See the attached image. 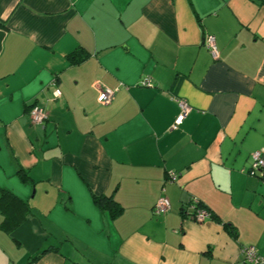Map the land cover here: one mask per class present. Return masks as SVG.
<instances>
[{
	"label": "crops",
	"instance_id": "1",
	"mask_svg": "<svg viewBox=\"0 0 264 264\" xmlns=\"http://www.w3.org/2000/svg\"><path fill=\"white\" fill-rule=\"evenodd\" d=\"M103 88L116 91L105 105ZM179 102L190 110L173 129ZM254 152L264 0H0V264H253ZM192 203L211 218L184 217Z\"/></svg>",
	"mask_w": 264,
	"mask_h": 264
},
{
	"label": "built area",
	"instance_id": "2",
	"mask_svg": "<svg viewBox=\"0 0 264 264\" xmlns=\"http://www.w3.org/2000/svg\"><path fill=\"white\" fill-rule=\"evenodd\" d=\"M206 42V48L208 52L212 55V57H217V48L215 45V41L213 37L207 36L205 39ZM142 87H151V81L149 78H145L142 82ZM115 90L103 88L100 90L97 101L101 105H105L111 101L115 94ZM54 97L60 96L59 90H54ZM180 107V113L176 117L173 125V129L177 128L184 120L185 116L189 112L190 108L185 105L183 102H179ZM29 117L30 121L33 125H44V123L47 120V115L44 113V111L39 108L37 105L31 106L29 109ZM250 175H261L264 174V158H262V153L260 152H254L251 155V166L249 169ZM178 175L172 172L168 173V177L166 180L167 184H172L177 181ZM170 207L169 201L167 197L164 195L162 191V195L157 199L154 207H153V214L156 216H160L165 214ZM190 208H192V211L190 214L187 212L185 213V217L197 222L202 223L205 220L210 218V213L202 208H197L195 204L189 205ZM244 256L247 262L253 263V264H264V256H260L255 252L254 249L249 248L244 251Z\"/></svg>",
	"mask_w": 264,
	"mask_h": 264
},
{
	"label": "trees",
	"instance_id": "3",
	"mask_svg": "<svg viewBox=\"0 0 264 264\" xmlns=\"http://www.w3.org/2000/svg\"><path fill=\"white\" fill-rule=\"evenodd\" d=\"M84 59V57H83V55H81L79 52H76V53H74V54H72V55H70L69 57H68V60L71 62V63H79V62H81L82 60ZM96 204L99 206V207H104V208H108V207H110L111 205V207L110 208H108L109 210H110V213H111V215H112V217H116L119 213H120V208L115 204V203H111V205H110V203L109 202H105V203H103V201H102V199L101 198H99V199H96ZM197 208H202V209H204L203 207H201L200 205H198V204H196L195 205ZM185 209L186 208H184V209H182V215L185 217ZM206 210V209H205ZM210 218H211V214H210Z\"/></svg>",
	"mask_w": 264,
	"mask_h": 264
}]
</instances>
